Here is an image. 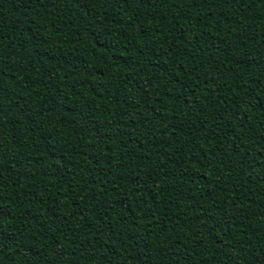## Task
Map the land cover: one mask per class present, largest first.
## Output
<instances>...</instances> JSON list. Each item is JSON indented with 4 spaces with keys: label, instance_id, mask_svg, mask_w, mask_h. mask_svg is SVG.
<instances>
[{
    "label": "trees",
    "instance_id": "16d2710c",
    "mask_svg": "<svg viewBox=\"0 0 264 264\" xmlns=\"http://www.w3.org/2000/svg\"><path fill=\"white\" fill-rule=\"evenodd\" d=\"M0 264H264V0H0Z\"/></svg>",
    "mask_w": 264,
    "mask_h": 264
}]
</instances>
